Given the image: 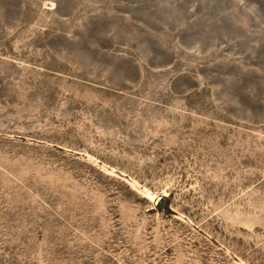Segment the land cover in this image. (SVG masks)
Wrapping results in <instances>:
<instances>
[{"label":"rangeland","instance_id":"rangeland-1","mask_svg":"<svg viewBox=\"0 0 264 264\" xmlns=\"http://www.w3.org/2000/svg\"><path fill=\"white\" fill-rule=\"evenodd\" d=\"M0 264H264V0H0Z\"/></svg>","mask_w":264,"mask_h":264}]
</instances>
